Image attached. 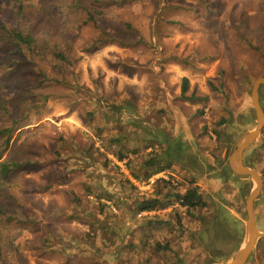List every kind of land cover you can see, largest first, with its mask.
<instances>
[{
  "label": "rangeland",
  "instance_id": "obj_1",
  "mask_svg": "<svg viewBox=\"0 0 264 264\" xmlns=\"http://www.w3.org/2000/svg\"><path fill=\"white\" fill-rule=\"evenodd\" d=\"M13 30L47 59L17 50ZM262 76L264 0H0V154L21 164L0 166V264L232 259L254 181L222 154L256 127ZM247 157L264 176V128ZM150 158L167 168L145 179ZM192 186L206 207L176 201ZM263 247L247 264H264Z\"/></svg>",
  "mask_w": 264,
  "mask_h": 264
},
{
  "label": "trees",
  "instance_id": "obj_2",
  "mask_svg": "<svg viewBox=\"0 0 264 264\" xmlns=\"http://www.w3.org/2000/svg\"><path fill=\"white\" fill-rule=\"evenodd\" d=\"M91 16L92 14L90 15V17ZM10 37H11V42L13 43V45L17 46V50L24 51L25 49H28V51L32 53L33 55H41L43 57L45 56L44 59H47L48 47L46 50H42L43 48H41L37 43V38L35 36V33L33 32L24 33L19 30H13L10 34ZM113 38L118 41V38L115 37L114 35H113ZM50 53L52 55L51 59H54L55 61L59 63L63 64L65 62H69L70 60V57L68 56L66 51L60 48L59 46H55L54 48H52V50H50ZM42 76L43 78L40 80V84H44L45 81H47L48 79L57 80V78L50 77L46 72H42ZM188 91H189L188 78H185L184 87H183V95H185ZM193 95L187 98L193 99L194 98ZM10 129L11 128L0 130V133H5L9 131ZM114 156L118 157L119 161H124L127 154L123 152L122 150H120V153H116ZM157 160L158 159L156 158H150L146 160L144 166L147 168L152 167V170H148L146 172V174L144 175L145 179H150L154 175L166 170L167 166L163 164L160 165V162H158ZM246 164L251 167H255L254 164L250 163L247 160H246ZM19 165L21 164L18 162H10L8 160H2V156L0 154V166L2 169V173L5 176L8 175L10 171L15 169ZM135 177H138V175L135 174ZM158 180H164V179L158 178ZM173 196L176 198V201H178L182 207L190 211L193 209L203 208L207 206V201L204 199L202 193L199 191V188L197 186H192L183 192L175 191ZM162 203H163V200H161L159 197L148 198V199L142 200L141 202H138L137 207H138L139 213H142L146 211L156 210L159 206H161ZM208 264H212V263H208Z\"/></svg>",
  "mask_w": 264,
  "mask_h": 264
},
{
  "label": "water",
  "instance_id": "obj_3",
  "mask_svg": "<svg viewBox=\"0 0 264 264\" xmlns=\"http://www.w3.org/2000/svg\"><path fill=\"white\" fill-rule=\"evenodd\" d=\"M261 86H264V76L259 77L255 81L251 95L257 118V125L239 140L232 153L228 156L229 165L235 173L250 176L256 182L255 188L250 193L246 201L248 219L246 222L245 242L232 259L214 264H246L258 239L264 238V233L258 230L254 215V203L262 191L263 180L256 169L247 166L244 162V153L246 149H248L257 140L264 128V107L261 103L260 97ZM227 153L228 145L225 148L224 157H226ZM203 237L205 241H207L208 237L206 233H204Z\"/></svg>",
  "mask_w": 264,
  "mask_h": 264
},
{
  "label": "crops",
  "instance_id": "obj_4",
  "mask_svg": "<svg viewBox=\"0 0 264 264\" xmlns=\"http://www.w3.org/2000/svg\"><path fill=\"white\" fill-rule=\"evenodd\" d=\"M247 133H248V132H247ZM261 133H262V132H261ZM260 135H261V134H260ZM260 135H259V137H260ZM259 137L257 138V140L259 139ZM257 140H256V141H257ZM256 141H255V142H254V143H253L248 149H246V151H245V153H244V162H245V164H246V160L249 161V162L251 163V161L248 160L247 153H248L249 150L252 149V147H254ZM235 147H236V146H235ZM233 150H234V149H233ZM233 150H232V151H233ZM224 151H225V150H224ZM232 151H231L229 154H231ZM229 154H228V156H229ZM222 156H223V157L225 156V155H224V152H223ZM224 158H225L226 161H227V170L230 171V173L235 174V175H238V176H241L242 178H245V177H246V179H251L252 181H254V184H253V186H252L251 189H250V191L252 192L253 189H254L255 186H256V182H255V180H254L253 178H251L250 176L239 175V174L235 173V172L232 170V168L230 167V165H229V161H228L227 155H226V157H224ZM246 165H247V164H246ZM247 166H249V165H247ZM249 167H251V166H249ZM251 168L256 169V170L259 172V174L261 175L262 180H263L262 191H261L260 195L258 196V198L255 200V203H254V215H255V218H256V222H257L258 230H259L260 232L264 233V207H263L262 209H260V210L257 209V203L259 202L260 197L263 195V189H264V176L262 175V172L259 171L258 167H257V168H256V167H251ZM160 174H161V173H158V174H156V176H159ZM154 176H155V175H154ZM251 192H250V193H251ZM250 193H249V195H250ZM247 198H248V197H247ZM246 201H247V200H246ZM246 209H247V206H246ZM147 212H150V211H147ZM247 219H248V215H247ZM246 222H247V220H246ZM204 233H206V232H203V235H204ZM245 238H246V223H245V228H244V239H243V241H241V244H240L239 249L244 245ZM203 239H204V237H203ZM204 240H205V239H204ZM262 241L264 242V238H260V239H258V241H257L255 247L253 248V251L251 252V255L249 256V258H248L246 264L249 262L250 258L252 257L253 252L256 250V248L258 247V245H259ZM205 242H207V241H205ZM239 249H238V250H239ZM263 250H264V247L262 248V252H263ZM237 252H238V251H237ZM237 252H236V253H237ZM234 256H235V255H234ZM212 264H214V263H212Z\"/></svg>",
  "mask_w": 264,
  "mask_h": 264
},
{
  "label": "flooded vegetation",
  "instance_id": "obj_5",
  "mask_svg": "<svg viewBox=\"0 0 264 264\" xmlns=\"http://www.w3.org/2000/svg\"><path fill=\"white\" fill-rule=\"evenodd\" d=\"M263 253H264V250H263Z\"/></svg>",
  "mask_w": 264,
  "mask_h": 264
}]
</instances>
